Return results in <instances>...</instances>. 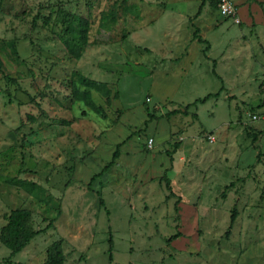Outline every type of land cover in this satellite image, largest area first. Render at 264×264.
<instances>
[{
	"label": "rangeland",
	"instance_id": "obj_1",
	"mask_svg": "<svg viewBox=\"0 0 264 264\" xmlns=\"http://www.w3.org/2000/svg\"><path fill=\"white\" fill-rule=\"evenodd\" d=\"M230 1L0 0V236L40 231L0 264H264V0Z\"/></svg>",
	"mask_w": 264,
	"mask_h": 264
},
{
	"label": "trees",
	"instance_id": "obj_2",
	"mask_svg": "<svg viewBox=\"0 0 264 264\" xmlns=\"http://www.w3.org/2000/svg\"><path fill=\"white\" fill-rule=\"evenodd\" d=\"M204 6V2L202 1L201 7ZM200 10L198 11L197 15L199 14ZM86 29H83L81 31L80 36L83 40V42H86L85 39ZM70 48H72L71 53L74 54V56L77 58L79 54L76 51V48L73 45H70ZM86 101L88 102V105H91L89 94L85 95ZM206 98H203L201 100L195 101L193 104L196 103H204ZM113 158H115V155H113ZM111 164V163H110ZM109 166V165H108ZM5 183L13 186H19L22 189L30 190L32 193L34 192L37 185L35 183L26 181V180H20L17 178H6ZM166 188L169 189V184L166 179ZM101 205L103 204L102 201H100ZM40 231H34L30 226V219L29 214L25 210H13L10 212L8 218H7V225L1 232L0 241L2 244H4L6 247L10 248L13 253L20 252L24 246H26L29 241L36 236ZM109 253L111 254L112 250V244L110 241L109 245ZM109 254V255H110Z\"/></svg>",
	"mask_w": 264,
	"mask_h": 264
},
{
	"label": "built area",
	"instance_id": "obj_3",
	"mask_svg": "<svg viewBox=\"0 0 264 264\" xmlns=\"http://www.w3.org/2000/svg\"><path fill=\"white\" fill-rule=\"evenodd\" d=\"M217 4L221 16L237 21L235 18V8L230 0H217ZM252 121H259L264 125V113L260 114L259 116L252 115Z\"/></svg>",
	"mask_w": 264,
	"mask_h": 264
}]
</instances>
